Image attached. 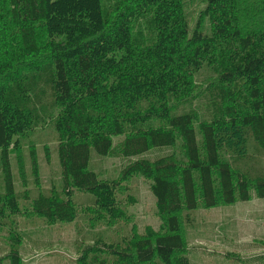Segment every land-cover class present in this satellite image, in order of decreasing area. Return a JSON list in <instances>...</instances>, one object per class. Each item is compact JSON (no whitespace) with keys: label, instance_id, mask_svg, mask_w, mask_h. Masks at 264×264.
Here are the masks:
<instances>
[{"label":"trees","instance_id":"16d2710c","mask_svg":"<svg viewBox=\"0 0 264 264\" xmlns=\"http://www.w3.org/2000/svg\"><path fill=\"white\" fill-rule=\"evenodd\" d=\"M204 1L207 28L191 31L182 0H122L110 20L101 0H0V233L12 232L3 255L9 264H23L16 223L5 220L21 214L11 155L20 167L24 150L36 155L28 136L39 124L56 138L62 189L24 198L32 204L28 211L49 225L74 222L80 211L92 225L129 221L117 200L119 184L89 169L92 153L110 155L113 137H124L126 159L156 148L179 151L136 159L120 172L122 181L151 182L162 230L98 236L78 251L75 264H190L182 228L192 225L198 207L264 199L257 156L264 155V0H256L260 23L251 28L240 22L239 0ZM148 12L154 39L133 43L131 26ZM26 63L31 72L23 74L18 69ZM207 66L223 86L224 117L196 122L190 111L176 109L189 104L193 79ZM237 81L242 96L231 88ZM32 92L51 102L42 113L30 105ZM229 152L233 165L222 156ZM32 169L37 172L36 162ZM74 192L92 198L77 205Z\"/></svg>","mask_w":264,"mask_h":264},{"label":"rangeland","instance_id":"374dc122","mask_svg":"<svg viewBox=\"0 0 264 264\" xmlns=\"http://www.w3.org/2000/svg\"><path fill=\"white\" fill-rule=\"evenodd\" d=\"M122 0H101L102 10L106 18L112 19L115 9ZM184 17L192 31L198 26V30H206L207 19L203 16L204 0H182ZM240 22L249 23L247 26L259 27V6L256 0H239ZM246 7L250 11H247ZM131 26L132 41L149 44L154 39V27L150 12ZM190 31V32H191ZM38 37L43 36L37 29ZM44 64L43 60H38ZM29 64H23L19 69L23 74L31 72ZM193 83L196 89L192 90V99L188 105L178 103L176 113L190 111L196 122L216 121L223 118V105L221 104L219 91L223 86L218 83V73L214 67L207 66L199 71ZM42 83V82H41ZM43 84V83H42ZM240 96L243 94V86L239 81L231 86ZM30 105L38 113L48 108L51 104L42 93L32 92ZM40 125V124H39ZM38 125V127H39ZM37 127V128H38ZM31 131L28 139L34 146L36 155L29 157L26 150L23 151L22 167L17 158L11 155L10 167L14 181V190L21 209L18 216L6 215V221H14V232L19 237V253L22 255L23 264H75L78 251L98 239L108 238L116 240L117 230H121L123 237H130L133 232L143 236L147 228L159 233L163 227V221L155 213V200L150 192L151 182L139 176H132L127 181L120 178L121 170L131 161L136 159H148L154 161L157 158L175 153L177 149L156 148L138 157L126 159L122 156L121 147L124 137H113V148L108 157H100L91 154L89 169L100 179L114 181L119 184L117 200L120 207L127 215V220L118 221L108 228L104 223L92 225L89 215L82 211L71 223H57L49 225L43 218L28 211L31 209V201L24 198L25 192H30L33 197L38 191L50 192L55 190L61 193L62 176L58 160L57 147L54 134L46 136L51 131L48 128H38ZM228 138H223L221 146L226 147ZM252 143H249V149ZM249 153V152H248ZM226 155V156H225ZM233 165L236 158L233 154L222 155ZM261 166L264 163V155L259 153ZM246 158V157H245ZM244 159V158H241ZM36 162L37 172L32 169ZM22 168V172H20ZM37 179L38 186L35 180ZM130 197L135 203H130ZM88 194L73 193V200L78 205L90 200ZM132 204V205H130ZM191 216L192 225H183L182 236L185 241V256L190 264H264V199L252 198L249 202H237L234 205H218L212 209L198 207ZM10 229H4L0 233V264H9L6 254L10 250ZM132 232V233H131ZM121 236V235H120ZM5 253V255H4ZM5 257H4V256Z\"/></svg>","mask_w":264,"mask_h":264}]
</instances>
